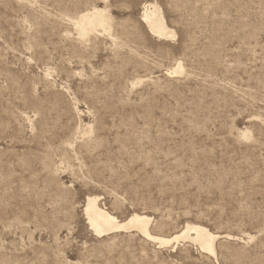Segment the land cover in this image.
Wrapping results in <instances>:
<instances>
[{
	"label": "rangeland",
	"instance_id": "obj_1",
	"mask_svg": "<svg viewBox=\"0 0 264 264\" xmlns=\"http://www.w3.org/2000/svg\"><path fill=\"white\" fill-rule=\"evenodd\" d=\"M94 1L111 35L80 41ZM147 2L176 36L148 32ZM89 194L157 233L219 232L216 259L95 236ZM217 263L264 264V0H0V264Z\"/></svg>",
	"mask_w": 264,
	"mask_h": 264
},
{
	"label": "bare ground",
	"instance_id": "obj_2",
	"mask_svg": "<svg viewBox=\"0 0 264 264\" xmlns=\"http://www.w3.org/2000/svg\"><path fill=\"white\" fill-rule=\"evenodd\" d=\"M108 13L106 12L105 7L98 4L97 1H94V3H92L88 7L80 9L76 13V15L73 16L72 19H70V22L74 26V29L76 30V33L78 35V40L83 41L89 38L91 35H94V36L98 35L99 32H101V34L105 33L107 35H111L110 18H109L110 13L109 14ZM141 16H142L141 17L142 23L146 26L148 32H150L154 36L164 38V39L165 38L168 39L169 37L176 36V30L174 31L173 30L174 28L171 29L166 24L163 11L161 9V6L158 5V3L147 2L146 4H144L143 12ZM182 72H185V71H183L181 62H177L176 67L169 73L175 74V73H182ZM48 75L50 76V74ZM140 82L141 80L139 79L136 83H140ZM56 102L57 101H49V103L51 104L50 108L56 107ZM74 111L76 115H80L81 113V110L76 105L74 106ZM44 113L46 112H44L42 108V111L40 114L42 118L44 119V123L47 124L48 117L44 116ZM82 126L84 127L83 131L85 133L90 132V128L87 122L83 123ZM237 131H238V135L242 136L241 137L242 140H245V139L246 141L248 140L249 134H250L249 130L248 132L245 130L244 131L237 130ZM69 145H70V142L66 141V146H69ZM59 191H62V190H59ZM84 199L85 200L83 204V214L85 216L87 224L94 232V235L97 237H103V236L118 233V232L126 233V232H130L133 230H137L145 240L153 242L157 244V246H162V247L170 243H177V242H180V240L188 239L196 243L202 252L207 253L208 255L215 257L216 259V256H217L216 241L220 239V233L218 232L219 233L218 234L216 232H212L211 230H209L207 227H205L202 224L186 222L180 229L172 233H169V234L157 233L150 229V223L152 221V217L148 214H145L144 212L142 213V212L133 211L129 213L127 216L125 215L126 217L124 219H119L114 213H112V211L111 212L108 211L105 207L101 205L100 201L102 197L100 195L89 194ZM225 234H226L225 235L226 238H231L232 236L231 234H228V233H225ZM252 238L253 236H249V239H252Z\"/></svg>",
	"mask_w": 264,
	"mask_h": 264
}]
</instances>
